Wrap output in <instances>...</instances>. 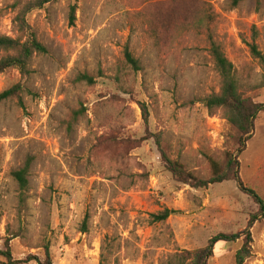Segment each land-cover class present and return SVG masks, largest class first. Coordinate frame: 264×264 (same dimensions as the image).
Returning <instances> with one entry per match:
<instances>
[{
	"label": "rangeland",
	"instance_id": "rangeland-1",
	"mask_svg": "<svg viewBox=\"0 0 264 264\" xmlns=\"http://www.w3.org/2000/svg\"><path fill=\"white\" fill-rule=\"evenodd\" d=\"M15 1L0 0L2 35L17 34ZM196 5L202 19L209 15L199 25L191 18L171 22L168 0H49L27 14L46 52L32 57L25 77L16 69L0 74V92L23 87L19 97L0 101V248L10 239L13 259H42L47 246L52 264H161L247 227L258 207L234 181L191 187L160 157L162 149L207 178L208 157L223 164L235 152L237 130L200 102L220 87L210 39L238 74L253 85L261 79L247 44L254 41L264 54V0ZM126 50L139 70L126 62ZM249 93L264 102V87ZM254 125L238 156L239 174L264 199V112ZM27 157L20 207L11 172ZM163 208L175 212L151 222ZM250 231L244 264H264V221ZM241 245L242 237L217 243L208 264H235Z\"/></svg>",
	"mask_w": 264,
	"mask_h": 264
},
{
	"label": "trees",
	"instance_id": "trees-1",
	"mask_svg": "<svg viewBox=\"0 0 264 264\" xmlns=\"http://www.w3.org/2000/svg\"><path fill=\"white\" fill-rule=\"evenodd\" d=\"M49 0H31L21 5L16 0L14 7L18 8L13 18V22L17 26V34L15 37L0 34V74L8 69H16L22 77L30 73V62L35 54L45 53L46 49L43 44L38 41L27 22V14L35 8L42 7ZM259 3L260 0H255ZM198 0H168L170 5L167 15L170 21L176 23L180 20L188 18L196 19V24H202L204 19L209 18L207 15L204 19L197 11L196 3ZM238 0H232L235 5ZM195 5V7H193ZM74 8H71L70 20L73 21ZM250 55L257 61L260 68L261 79L258 84L250 83V76H242L235 70L231 61L225 56L221 47L210 39L209 52L213 60L216 72L220 78L219 90L211 93L200 100L201 104L207 111L214 115L216 111H221L223 117L228 124L232 125L238 132L237 147L235 152H227L225 154L224 163L221 164L212 157H208L210 174L207 178H200L193 172L187 170L183 164L177 160L171 159L165 151L161 149L160 157L164 167L172 176L180 183L187 184L191 187L202 188L211 184L232 180L235 182L239 191L249 196L257 205L258 209L251 214L247 227L237 233H218L212 236L207 244L201 248L194 250L183 249L176 251L171 257L161 264H208L210 258L214 255L216 244L219 242H233L242 237V245L235 255V264H244L246 257L250 254L252 237L250 228L256 221H264V199L252 188L245 185L239 174L238 156L245 150L247 141L252 137L255 120L258 114L264 112V102L254 101L249 92L264 87V54L259 50L254 41L247 44ZM125 60L134 70H139L138 61L129 51H125ZM241 75V76H240ZM79 79L92 83V78L87 75H81ZM23 87L20 83L0 92V101L12 97H19ZM19 105L22 106L21 101ZM142 117L147 124V112L145 107L141 105ZM77 114V113H75ZM76 120V116L73 117ZM71 123L69 124V126ZM159 143V139L156 138ZM31 158L27 157L23 165L11 172V176L16 182L18 189V204L23 207L28 190V174L31 164ZM175 210L163 208L162 210L151 213V222H160L166 220ZM85 222V221H84ZM83 232L86 231L84 224ZM3 237L0 235V241ZM10 239L4 238L3 247L0 248V256L5 259L6 264H21L29 261H36L37 264H52L51 255L47 246L44 247V255L39 259L35 255H28L24 259H13L11 254Z\"/></svg>",
	"mask_w": 264,
	"mask_h": 264
}]
</instances>
